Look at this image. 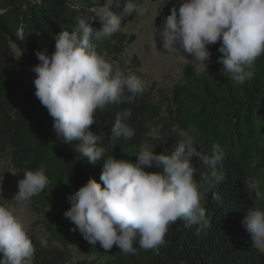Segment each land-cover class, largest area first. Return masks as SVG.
<instances>
[{"label": "trees", "instance_id": "1", "mask_svg": "<svg viewBox=\"0 0 264 264\" xmlns=\"http://www.w3.org/2000/svg\"><path fill=\"white\" fill-rule=\"evenodd\" d=\"M109 0H0V163L7 159L12 168L25 171L45 167L50 183L34 196L28 210L63 250L34 255L33 264H66L64 249L76 245L84 255L103 254L107 264H264V253L251 244L250 234L242 221L249 208L264 209V198L249 193L247 182L258 180L264 193V55L257 58L255 75L237 84L222 75L217 63L219 42L210 45L215 54L203 74L191 67L182 70L181 80L168 95H160L152 102L153 87L136 95L131 102L109 105L97 110L94 133H103L98 145L105 149L96 164L87 162L75 151L76 142L59 141L53 130V119L47 109L20 79L14 78L11 44H14L28 68L39 63L38 50H55L54 36L61 31H72L82 16H94L93 9L104 7ZM114 4V0H110ZM157 2L159 0H150ZM168 16L177 0H166ZM138 6L143 0H133ZM124 0H121L122 11ZM178 6V5H177ZM122 25L134 20L123 15ZM164 18V19H165ZM94 30L102 26L99 18L89 21ZM133 35L121 32L95 40L98 54L114 68ZM138 66V62L134 61ZM141 77L138 71H134ZM128 76V75H125ZM126 95H130L126 93ZM131 110L126 121L135 129V136L109 139L117 113ZM186 135L195 138L197 150L207 153L218 143L226 153V180L213 181L214 187L200 201L206 210L209 227L197 234V226L187 227L177 220L169 226L165 244L158 249L144 250L134 242L136 254H125L114 245L109 251L90 245L63 213L70 208L67 197L85 185L89 178L100 183L102 163L113 156L117 160L136 162L141 145L154 147V152L171 153L178 140ZM194 178L199 181L207 172L198 157L192 158ZM146 171H157L155 168ZM103 187V184H101ZM213 193L219 199L213 198ZM0 205H3L0 203ZM2 258V254H0Z\"/></svg>", "mask_w": 264, "mask_h": 264}, {"label": "clouds", "instance_id": "2", "mask_svg": "<svg viewBox=\"0 0 264 264\" xmlns=\"http://www.w3.org/2000/svg\"><path fill=\"white\" fill-rule=\"evenodd\" d=\"M119 8L121 0H114ZM178 5V6H177ZM158 32L162 48L171 53L191 55L194 70L203 74L211 61L209 45L219 42L221 54L217 63L222 75L237 84L255 75L257 58L264 55V0H177ZM3 10H0L2 12ZM94 16L78 18L72 31L54 36L55 50H38L39 63L32 71L34 95L53 119V130L59 141L76 143L74 148L87 162L96 164L105 149L98 145L104 134L94 133L95 113L109 105L131 102L145 90L135 74L123 75L98 54L95 40L118 32L122 16L143 15L133 0H124L119 13L109 7L93 9ZM99 18L102 26L94 30L89 21ZM126 93L130 95H126ZM132 113H117L109 139L128 141L135 129L126 121ZM191 135L178 140L174 150L154 152V147L141 145L135 163L113 156L102 163L100 183L89 178L67 199L71 205L63 215L83 238L106 252L114 245L125 254H136L134 242L144 250L165 244L169 226L177 220L187 227L197 226V234L209 227L206 210L200 201L214 184L226 180V153L220 144L209 152L197 150ZM198 157L207 169L197 181L192 158ZM155 168L157 171H146ZM13 200L30 205L50 183L45 167L23 172ZM103 184V187L101 186ZM249 193L264 198L258 180L247 182ZM214 199H219L213 193ZM250 234L252 246L264 253V209L249 208L242 221ZM42 247L47 240L41 238ZM35 248L25 226L10 207L0 205V264H33Z\"/></svg>", "mask_w": 264, "mask_h": 264}, {"label": "rangeland", "instance_id": "3", "mask_svg": "<svg viewBox=\"0 0 264 264\" xmlns=\"http://www.w3.org/2000/svg\"><path fill=\"white\" fill-rule=\"evenodd\" d=\"M104 7L120 12V8H117L110 0L106 2ZM137 7L142 9L144 14L135 13L134 20L124 25L121 24L118 31L128 36L133 35L135 39L120 57L116 70L123 73V75H131L134 71H138L145 86L147 88L153 87L149 98L156 103L160 95H168L172 87L180 82L182 70L186 67L194 69L196 62L192 60L191 55L182 52L171 53L162 48L158 32L162 27L168 9L166 0H159L154 3L150 0H143ZM10 47L14 78L22 80L35 93L33 81L36 74L27 67L16 46L11 44ZM209 51L211 52V63L215 54L212 52L210 45ZM134 61L138 62V66L135 65ZM19 179H21V171L12 168L9 161L4 159L0 163V203L10 207L23 222L33 242L34 255L55 249L63 250L61 246L51 240L49 234L40 224L39 219L27 207H24L22 202L13 200L18 191L17 183ZM41 238L47 240L48 246L46 248L41 246ZM64 253L67 260L66 264H107L105 255L81 254L77 251L76 245L73 244L69 245L68 249H64Z\"/></svg>", "mask_w": 264, "mask_h": 264}]
</instances>
